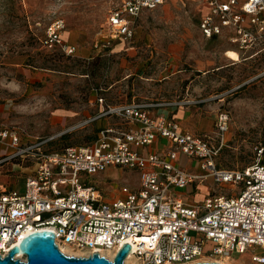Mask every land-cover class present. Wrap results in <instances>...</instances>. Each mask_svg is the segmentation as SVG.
Returning a JSON list of instances; mask_svg holds the SVG:
<instances>
[{
	"label": "built area",
	"instance_id": "obj_1",
	"mask_svg": "<svg viewBox=\"0 0 264 264\" xmlns=\"http://www.w3.org/2000/svg\"><path fill=\"white\" fill-rule=\"evenodd\" d=\"M199 1L204 12L198 28L204 38L225 37L238 56L251 52L249 59L264 57V0ZM164 2L122 0L107 16L110 38L131 42L133 23ZM64 27L61 20L52 22L41 44L48 51L73 57L76 48L62 38ZM96 104L97 114L77 125L103 121L94 141L60 153L46 149L48 141L23 143L16 131L0 128L4 152L0 167L14 162L32 165L23 194L0 187V256L31 233L51 231L59 250L97 253L109 261L127 244L131 249L127 257L137 264H220L234 262L232 254H250L252 264H264L263 149L251 166L222 169L216 159L223 143L215 145L205 135L182 131L172 118L155 113L176 109L180 103L132 100L107 105L99 98ZM228 122V114L217 115L218 136L228 131ZM158 140L166 144L148 152ZM185 162L203 174L182 169L180 164ZM117 168L138 173L136 190L122 187L116 196L105 199L86 183V178ZM205 182L235 191L223 195L206 189L199 204H190L182 196L188 188L194 196ZM207 244L213 246L210 251H205Z\"/></svg>",
	"mask_w": 264,
	"mask_h": 264
},
{
	"label": "rangeland",
	"instance_id": "obj_2",
	"mask_svg": "<svg viewBox=\"0 0 264 264\" xmlns=\"http://www.w3.org/2000/svg\"><path fill=\"white\" fill-rule=\"evenodd\" d=\"M121 1L0 0V128L16 131L23 143L48 141L46 149L60 153L94 141L103 121L77 125L97 114L99 98L107 105L177 102L174 113L185 130L223 143L219 168L251 166L261 149L264 161V57L238 56L225 37L204 38L199 0H165L133 23L131 42L114 41L106 20ZM56 20L63 22L62 38L76 46L77 55L43 48L45 31ZM221 112L228 114V131L218 136L215 122ZM180 167L203 174L190 163ZM109 170L86 178L105 199L122 187L138 188L137 172ZM31 172L29 163L1 166L0 187L23 194ZM200 186L196 195L188 188L182 196L199 204L206 189L223 195L235 191L210 182ZM212 247L207 244L205 251ZM231 259L229 264H252L250 254Z\"/></svg>",
	"mask_w": 264,
	"mask_h": 264
},
{
	"label": "water",
	"instance_id": "obj_3",
	"mask_svg": "<svg viewBox=\"0 0 264 264\" xmlns=\"http://www.w3.org/2000/svg\"><path fill=\"white\" fill-rule=\"evenodd\" d=\"M130 251V246L124 244L112 261L99 257L97 253L87 257L66 256L55 245L53 232L38 231L26 236L5 257L0 256V264H124ZM18 256L24 259L20 260Z\"/></svg>",
	"mask_w": 264,
	"mask_h": 264
},
{
	"label": "crops",
	"instance_id": "obj_4",
	"mask_svg": "<svg viewBox=\"0 0 264 264\" xmlns=\"http://www.w3.org/2000/svg\"><path fill=\"white\" fill-rule=\"evenodd\" d=\"M202 5V4H201ZM202 8H203V6H202ZM113 9V8H112ZM111 10V9H110ZM109 10V11H110ZM109 11H108V13H109ZM204 12V8L202 9V13ZM115 41V40H114ZM117 41H119V40H117ZM67 42V41H66ZM119 42H121V43H124V42H122V41H119ZM68 43V42H67ZM69 45H71V46H74L75 48H76V46L75 45H73V44H70V43H68ZM77 53H78V50H77V48H76V55H77ZM149 102H152V101H149ZM175 110L176 109H174V108H170V109H163V110H156V114H163V115H167L169 118H172L178 125H179V127H180V129L182 130V131H186V132H189V133H191V134H197V135H203V134H198V133H195V132H190V131H188V130H185V128L179 123V121H178V118H177V116L175 115ZM105 123L103 122V125H104ZM161 144H166V142L165 141H162V140H158L157 142H156V144H155V147H149V148H147V151L148 152H155L156 150H158L159 149V147H160V145ZM111 170V169H110ZM109 170V171H110ZM202 193H203V191H202ZM200 194V196L199 197H202V195L203 194ZM183 194H184V192H183ZM193 195V194H192ZM192 195H190V196H192ZM194 195H196V194H194Z\"/></svg>",
	"mask_w": 264,
	"mask_h": 264
},
{
	"label": "bare ground",
	"instance_id": "obj_5",
	"mask_svg": "<svg viewBox=\"0 0 264 264\" xmlns=\"http://www.w3.org/2000/svg\"><path fill=\"white\" fill-rule=\"evenodd\" d=\"M60 250L64 255L71 256V257H86L87 256L86 253L72 250L69 247H60ZM106 257L111 259V256L109 255ZM17 258L21 259L22 256H18ZM230 262H231L230 260H225V261L220 262V264H229ZM125 264H137V263L135 262L132 256H129L126 258Z\"/></svg>",
	"mask_w": 264,
	"mask_h": 264
}]
</instances>
